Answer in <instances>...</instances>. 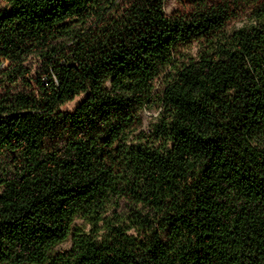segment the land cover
Wrapping results in <instances>:
<instances>
[{
  "label": "trees",
  "instance_id": "trees-1",
  "mask_svg": "<svg viewBox=\"0 0 264 264\" xmlns=\"http://www.w3.org/2000/svg\"><path fill=\"white\" fill-rule=\"evenodd\" d=\"M4 2L0 264H264V0Z\"/></svg>",
  "mask_w": 264,
  "mask_h": 264
},
{
  "label": "rangeland",
  "instance_id": "rangeland-1",
  "mask_svg": "<svg viewBox=\"0 0 264 264\" xmlns=\"http://www.w3.org/2000/svg\"><path fill=\"white\" fill-rule=\"evenodd\" d=\"M121 1H124V0H121ZM166 7H165V12L167 14H171V13H174L176 11H186V10H189L191 9L192 7V0H167L166 2ZM3 7H6V4L4 2V0H0V10L3 8ZM243 17L237 19V20H234L232 23H231V26H240L244 20L242 19ZM144 112V120L145 122H147V120H149L156 112L154 111H148V110H145L143 111ZM77 224H82V222L77 219L75 221ZM71 246V240L70 238L65 241V242H62L60 244H57L54 246L53 248V251H65V250H69Z\"/></svg>",
  "mask_w": 264,
  "mask_h": 264
}]
</instances>
